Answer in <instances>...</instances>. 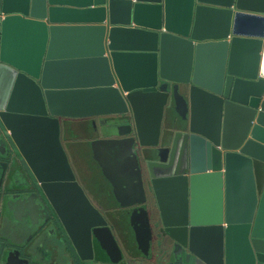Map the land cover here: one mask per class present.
Segmentation results:
<instances>
[{
	"label": "water",
	"instance_id": "95a60500",
	"mask_svg": "<svg viewBox=\"0 0 264 264\" xmlns=\"http://www.w3.org/2000/svg\"><path fill=\"white\" fill-rule=\"evenodd\" d=\"M100 115L155 146L168 264H264V0H0V237L20 210L30 218L34 187L75 255L93 258L91 229L106 221L60 119ZM129 142L99 144L122 160Z\"/></svg>",
	"mask_w": 264,
	"mask_h": 264
},
{
	"label": "flooded vegetation",
	"instance_id": "af4514ba",
	"mask_svg": "<svg viewBox=\"0 0 264 264\" xmlns=\"http://www.w3.org/2000/svg\"><path fill=\"white\" fill-rule=\"evenodd\" d=\"M128 122L121 115L60 119V141L75 180L92 206L106 221V225L91 229L93 258L83 260L75 255L62 226L56 218H53L54 213L49 211L50 208L44 207L46 205L43 206L40 195L34 187H31L28 191L29 205L33 208L31 216L27 218L20 210L14 222L6 221L3 229L4 236H7L12 228H18L20 231L15 236H8V239L4 236L0 237V242L4 243L0 246V264H168L163 249L168 236L159 220V211L149 186L146 166V160H155L157 155L154 149H151L150 159L146 158L149 151H143L144 147L139 144L134 126H130ZM161 130L164 131L162 128ZM130 138L133 140L132 151L137 158V173L132 175L130 172L134 176L132 177L134 183L131 176L130 181L122 183L121 176L124 175H118L113 166L118 164V167L124 168L129 175L127 166L130 163L124 158L118 159L114 149H109V146L104 144L100 145L99 142L123 139L129 146ZM76 140L84 144L85 151L92 152L91 166L95 168L93 173L95 178H85L75 171L68 151L70 143ZM88 176H91L89 172ZM18 181L21 184L24 179L19 178ZM91 182L95 183L90 185ZM136 198L141 201H136ZM141 205L150 208L155 214L154 223L151 219L147 226L143 216L139 215L140 212L136 216L135 209ZM119 213L124 219H120ZM122 221L124 225L121 224ZM105 227H108V231L98 241L94 230ZM135 234L141 240V244L137 242ZM148 235L150 240H147Z\"/></svg>",
	"mask_w": 264,
	"mask_h": 264
},
{
	"label": "crops",
	"instance_id": "0c3cea01",
	"mask_svg": "<svg viewBox=\"0 0 264 264\" xmlns=\"http://www.w3.org/2000/svg\"><path fill=\"white\" fill-rule=\"evenodd\" d=\"M130 120V119H129ZM132 120H130L129 122H131ZM131 124V123H130ZM158 144L159 145H161L162 147H168L169 145H170V143H171V138H168L167 137V132L165 133V131H162L161 129H158ZM151 138V137H150ZM138 139V138H137ZM140 139H138V141H139ZM147 141L148 140H146L145 142V144H141L140 142H139V144H140V146L141 147H144V152H147V151H149L146 155L148 156H146V158L147 159H150V157H151V155H149V153L151 152V149H154L155 148V146L154 145H152V143H147ZM161 141H162V143H161ZM142 142V141H141ZM122 158H124L125 160H127L129 163H130V169H128L130 172L131 171H135L134 173H137L136 172V170H137V168H136V162H137V158H136V155L135 154H133L132 152L130 153V152H128V153H125L122 157H121V159ZM151 160V159H150ZM147 161V160H146ZM128 167V166H127ZM131 177H132V175H131ZM263 179H264V169H260V171H259V173H258V182H259V186L261 187V185H262V183H263ZM17 181H18V179H17ZM131 195V194H130ZM135 198V197H134ZM136 201H138V202H140L141 201V199H139L138 200V198H136L135 199ZM135 201V202H136ZM145 207V206H144ZM144 207H142V205H141V207H139L138 209H137V207H136V209H135V212H136V216H138V214H139V212H140V214L139 215H141V216H143V218L145 219V224H147V226H148V224L150 223L149 221H151V219H152V221L151 222H155V214L152 212V210L150 209V208H146V209H144ZM154 229V228H153ZM151 230V229H150ZM151 232V231H150ZM166 233V232H165ZM167 234V233H166ZM168 236V235H167ZM135 237H136V239H138V243H142L141 242V240H139V238L137 237V235L135 234ZM149 237H150V235H148V237H147V240H150L149 239ZM169 243H172V239L171 238H169V236L167 237V239L165 240V243H164V245L166 244H169ZM165 245V246H166ZM165 247H163V249H164ZM165 254L167 255V254H169L166 250H165ZM170 256V255H169ZM180 256V254H173V262L174 263H176V264H179L180 263V261H179V257ZM190 259H191V257H190ZM185 261V257H183L182 256V262L181 263H183ZM190 263H191V261H190ZM191 264H201L200 262H198V261H195L194 263H193V261H192V263Z\"/></svg>",
	"mask_w": 264,
	"mask_h": 264
},
{
	"label": "trees",
	"instance_id": "16d2710c",
	"mask_svg": "<svg viewBox=\"0 0 264 264\" xmlns=\"http://www.w3.org/2000/svg\"><path fill=\"white\" fill-rule=\"evenodd\" d=\"M83 145L84 144L79 140L72 141L69 145L70 147L68 151V156H70L72 159L75 171H78L85 178H95V175L93 174L95 168L91 166L92 152L85 151L86 148ZM88 172L91 176H88ZM94 183L95 182H91L90 185H93ZM131 216L133 217V215ZM119 217L120 219H124L122 217V214H120ZM121 224L124 225L123 221L121 222ZM106 231H108V227L100 228L97 230L95 229V238L100 241V238L105 235Z\"/></svg>",
	"mask_w": 264,
	"mask_h": 264
},
{
	"label": "rangeland",
	"instance_id": "374dc122",
	"mask_svg": "<svg viewBox=\"0 0 264 264\" xmlns=\"http://www.w3.org/2000/svg\"><path fill=\"white\" fill-rule=\"evenodd\" d=\"M81 138V137H80ZM113 168H115L114 170L116 171V173L118 174V175H124V176H121V182L122 183H126L127 181H130V176H131V174L133 175L134 174V172L133 171H131V174H130V171L128 172V174L129 175H127V173L125 172V170H124V168H119L118 167V164H115L114 166H113ZM112 171V170H111ZM116 174V175H117ZM132 177H134V176H132ZM131 177V179H132V182L134 183L135 181H134V178H132ZM131 184V186L133 187V184L132 183H130ZM137 183H135V185H136ZM146 208V207H145ZM31 263V262H30Z\"/></svg>",
	"mask_w": 264,
	"mask_h": 264
}]
</instances>
